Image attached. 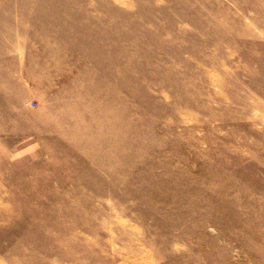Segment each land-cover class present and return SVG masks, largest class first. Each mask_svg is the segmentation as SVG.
I'll return each mask as SVG.
<instances>
[{
    "label": "rangeland",
    "instance_id": "rangeland-1",
    "mask_svg": "<svg viewBox=\"0 0 264 264\" xmlns=\"http://www.w3.org/2000/svg\"><path fill=\"white\" fill-rule=\"evenodd\" d=\"M0 264H264V0H0Z\"/></svg>",
    "mask_w": 264,
    "mask_h": 264
}]
</instances>
